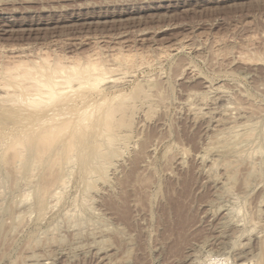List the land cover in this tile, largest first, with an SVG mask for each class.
Segmentation results:
<instances>
[{"label":"rangeland","instance_id":"374dc122","mask_svg":"<svg viewBox=\"0 0 264 264\" xmlns=\"http://www.w3.org/2000/svg\"><path fill=\"white\" fill-rule=\"evenodd\" d=\"M0 54L107 69L34 115L1 86L0 264H261L264 0H0ZM63 107L70 153L3 151Z\"/></svg>","mask_w":264,"mask_h":264},{"label":"bare ground","instance_id":"6f19581e","mask_svg":"<svg viewBox=\"0 0 264 264\" xmlns=\"http://www.w3.org/2000/svg\"><path fill=\"white\" fill-rule=\"evenodd\" d=\"M40 49V48H38ZM35 50V49H34ZM12 51V50H11ZM37 51V50H36ZM34 51V52H36ZM32 52V51H31ZM44 52V51H43ZM29 53V52H28ZM56 53V52H54ZM4 54V53H3ZM22 54V53H21ZM1 55V54H0ZM15 55V54H13ZM33 55V54H32ZM58 55V54H57ZM38 56V55H37ZM47 56V55H46ZM50 56V55H49ZM49 56H47L49 58ZM54 56V55H53ZM39 57V56H38ZM52 57V56H51ZM56 57V56H55ZM59 57V56H58ZM62 57V56H61ZM90 57V56H89ZM6 58V57H5ZM48 58H44L43 56L40 57V60L38 59L35 60V63H34V60L32 63H29V64H22L24 62H21V60H16L18 61L19 63L16 64L17 62L15 61V64L14 61H12V66L8 65L7 64H10V63H6L5 67L3 69L0 70V88L1 86L3 87H6V88H17L19 93L17 92V94H14L16 97L14 98V100L16 101H20L21 104L23 103V106L25 105V108H28V109H31L30 112H32V109H38L40 112L41 111H44L45 109L46 110H49L47 109V106L49 105H57L59 104L61 101H63L64 99V96H65V93H66V90H70V88H75V85L72 86L73 82L77 83L78 88H82L84 87L85 85L88 87L89 86H93L94 87V90H95V87L98 85L99 81H102L104 80L105 81V77L104 75L106 74L105 72L103 73V69L101 64H99L100 62H94L96 60H91L90 61L87 59L86 61L88 62H85L84 63V60L83 62L82 61H79L77 59H75V61H79L84 63V64H79L77 61V63H72L70 60L69 64L66 65L65 64H61V60L63 61L64 59H59L60 61H54L53 60H49ZM60 58V57H59ZM68 58V57H67ZM7 59V58H6ZM29 59V58H28ZM56 59V58H55ZM9 60V59H8ZM15 60V59H14ZM49 60V62H48ZM68 60V59H67ZM1 61V59H0ZM23 61V60H22ZM53 63L51 64L50 62ZM93 61V63H92ZM27 61H25L26 63ZM38 62V63H37ZM67 62V61H66ZM2 63V61H1ZM95 63V64H94ZM98 64V65H97ZM103 64V63H102ZM1 67H2V64H0ZM100 65V66H99ZM99 68H98V67ZM102 66V67H101ZM100 67L102 69V72L100 70ZM106 67V66H105ZM104 67V69H105ZM108 68V67H107ZM107 71V69H105ZM104 75H103V74ZM102 76L104 78H102ZM103 82V81H102ZM101 83V82H100ZM99 83V84H100ZM87 87H86V91H87ZM72 88V89H73ZM80 88V89H81ZM97 88V87H96ZM100 88V87H99ZM76 89V88H75ZM74 89V90H75ZM90 89V88H89ZM88 89V90H89ZM101 89V88H100ZM79 90V89H77ZM93 90V89H92ZM91 90V91H92ZM76 91V90H75ZM16 92V91H14ZM80 92V91H79ZM82 92V91H81ZM80 92V93H81ZM85 92V91H84ZM83 93V92H82ZM86 93V92H85ZM87 94H88V91H87ZM67 95V94H66ZM69 95V94H68ZM76 95V94H75ZM82 95V94H81ZM72 96V94H71ZM70 96V97H71ZM74 96V95H73ZM72 96V97H73ZM83 96H87L86 94L83 95ZM81 96V97H83ZM14 97V96H13ZM72 97L70 99H72ZM80 96H77V98H79ZM80 97V98H81ZM103 97V95H102ZM101 97V98H102ZM69 97H67L68 99ZM73 98H76V97H73ZM66 100V99H64ZM69 100V99H68ZM80 100V99H79ZM93 100V99H92ZM102 100V99H101ZM76 101V100H75ZM87 101V100H86ZM70 102V101H69ZM90 101L88 100V103ZM63 104H65V102H62ZM91 103V102H90ZM89 103V104H90ZM94 103V102H93ZM41 105H45V109L44 107L43 110H40L39 108L41 107ZM68 105V104H67ZM84 105H86L84 103ZM97 106V104H95ZM63 106V105H62ZM87 106V105H86ZM91 106V105H90ZM89 106V107H90ZM94 106V105H93ZM54 107V106H53ZM85 107V106H84ZM83 107V108H84ZM88 107V108H89ZM64 108V107H63ZM51 109V108H50ZM82 108H80L81 110ZM91 109V107H90ZM90 109H87L86 110L84 109V114L83 112L81 111L80 113L84 116H82V120L83 122L89 118L87 117V114L86 112L90 111ZM93 109V108H92ZM112 110H109V107L107 109V111L105 112V115L103 117V119H105L104 121L100 120V118L98 120L102 121L104 123L101 124V127L102 128L103 126L105 127V131H108L107 129H110L108 127H111L112 126V114H113V108H111ZM79 110V109H78ZM97 110V109H96ZM105 111V109H103ZM25 111V110H24ZM29 111V110H28ZM49 111H54V110H49ZM62 111H64L62 113ZM73 110H71L70 108H64L62 110H60L59 112H61V114L59 115H68L66 116V118L62 119V120H57L55 119L54 117L51 118V119H47V121H45L44 123L42 122V125L40 124V126L38 127V129L36 131H33L32 133L33 134H29L30 136L29 137H21V136H18L17 138H15L12 142L10 143H5L3 149L4 152H6L7 150H12L13 152H17L19 150L22 149V142L24 141L25 138H28L30 139V147L32 148L33 151H35V154H36V158L37 159H41L44 154L48 153V151H50V147L54 144H56V142H62L64 145H63V148L65 150V153H70L72 150H73V142H74V138L75 136H77L79 133L75 130H69L67 131V133L63 134L62 136H60V132L64 129V128H67L70 124L73 123V120H75L72 116V112ZM75 111V109H74ZM77 111V110H76ZM102 111V110H101ZM45 112V111H44ZM48 112V111H46ZM91 112L90 111V114L91 115ZM96 112V111H95ZM29 113V112H28ZM33 115H34V112H32ZM37 113V112H35ZM43 113V112H42ZM41 113V114H42ZM58 113V112H56ZM99 113V111H98ZM27 114V113H26ZM46 114V113H45ZM49 114V112H48ZM46 114V116L48 115ZM79 114V112H78ZM78 114H76L77 116H79ZM32 115V114H31ZM40 115V114H39ZM39 115H35L37 117H39ZM43 115V114H42ZM42 115H40L42 117ZM50 115V114H49ZM55 115V114H54ZM57 115V114H56ZM58 115V116H59ZM71 115V116H70ZM75 115V114H73ZM88 115V116H89ZM95 115V114H94ZM99 115V114H98ZM52 116V115H51ZM93 116V114H92ZM45 117V116H44ZM50 116H48L49 118ZM75 117V116H74ZM81 117V116H80ZM80 117L77 118V121L80 122ZM40 118V117H39ZM43 118V117H42ZM102 119V118H101ZM57 120V121H56ZM89 120V119H88ZM97 120V121H98ZM111 120V121H110ZM82 122V123H83ZM87 124V122H85ZM81 124V123H80ZM103 125V126H102ZM111 125V126H109ZM83 126H85V124H83ZM77 128V127H76ZM79 129V128H78ZM77 129V130H78ZM103 129V128H102ZM110 131V130H109ZM77 133V135H76ZM108 138L110 139L111 137L108 136ZM108 139V140H109ZM56 147V146H55ZM62 148V147H61ZM52 150V149H51ZM63 150V151H64ZM23 151V150H22ZM3 154V153H2ZM5 154V153H4ZM13 157L15 155H12ZM53 157V156H52ZM55 158L54 160H56V162L58 161V157L56 158L55 156L53 157ZM48 159V158H47ZM54 160L52 161L54 163ZM41 161V160H40ZM50 161V163L52 164V162ZM49 163V164H50ZM56 164V163H54ZM48 165V164H47ZM49 166V165H48ZM50 167V168H49ZM49 167H47L46 169L49 168V170L46 172L45 176L43 179V189L42 190H47V188H49V186H51V184L53 185V183L56 181L55 180V176L53 175V165H50ZM42 183V182H41ZM261 259V258H260ZM261 261V264H264V260H260ZM259 263V262H258Z\"/></svg>","mask_w":264,"mask_h":264}]
</instances>
